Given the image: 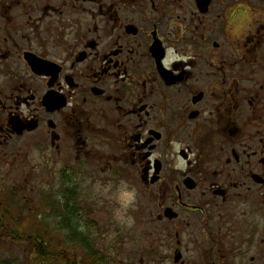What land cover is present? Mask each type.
<instances>
[{
  "label": "flooded vegetation",
  "instance_id": "af4514ba",
  "mask_svg": "<svg viewBox=\"0 0 264 264\" xmlns=\"http://www.w3.org/2000/svg\"><path fill=\"white\" fill-rule=\"evenodd\" d=\"M0 148L134 171L173 264H264V0H0Z\"/></svg>",
  "mask_w": 264,
  "mask_h": 264
},
{
  "label": "rangeland",
  "instance_id": "374dc122",
  "mask_svg": "<svg viewBox=\"0 0 264 264\" xmlns=\"http://www.w3.org/2000/svg\"><path fill=\"white\" fill-rule=\"evenodd\" d=\"M32 152L9 156L0 148V195L13 218L8 216L6 231L24 237L43 235L49 247L74 251L88 264H173L175 237L169 225L158 220L167 201L157 189L148 190L131 179V170L120 174L98 169L90 183L62 184L59 167L34 162ZM120 179L138 191L137 206L130 213L136 221L132 229L114 222V202L94 190L97 182L117 184ZM194 245L185 241L187 258L196 253ZM32 250L31 245L0 236V264H38Z\"/></svg>",
  "mask_w": 264,
  "mask_h": 264
},
{
  "label": "clouds",
  "instance_id": "9594fccd",
  "mask_svg": "<svg viewBox=\"0 0 264 264\" xmlns=\"http://www.w3.org/2000/svg\"><path fill=\"white\" fill-rule=\"evenodd\" d=\"M34 162L41 161V155L38 149L32 152ZM94 190L100 195L114 202L112 209V218L121 229H132L136 223L135 217L130 213L135 210L138 203V191L135 186L127 180L120 179L117 184H101L97 182ZM166 252V249H161Z\"/></svg>",
  "mask_w": 264,
  "mask_h": 264
},
{
  "label": "trees",
  "instance_id": "16d2710c",
  "mask_svg": "<svg viewBox=\"0 0 264 264\" xmlns=\"http://www.w3.org/2000/svg\"><path fill=\"white\" fill-rule=\"evenodd\" d=\"M1 210H5V213H1ZM8 216L12 218L9 211L6 209V201H3L0 195V236L4 239L7 237L16 241V243H25L33 247L32 253L35 256V261L38 264H88L84 259L78 256L74 251L69 249L55 250L53 247H49V242L44 241L43 235H29L21 236L15 232H8L4 227ZM80 236V235H79Z\"/></svg>",
  "mask_w": 264,
  "mask_h": 264
},
{
  "label": "water",
  "instance_id": "95a60500",
  "mask_svg": "<svg viewBox=\"0 0 264 264\" xmlns=\"http://www.w3.org/2000/svg\"><path fill=\"white\" fill-rule=\"evenodd\" d=\"M166 214L168 215V216H170L169 214H170V210H167V212H166ZM179 256H177V258H176V262L179 260Z\"/></svg>",
  "mask_w": 264,
  "mask_h": 264
}]
</instances>
